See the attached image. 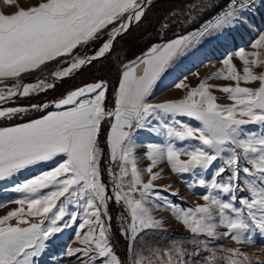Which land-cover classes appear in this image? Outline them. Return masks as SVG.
I'll return each instance as SVG.
<instances>
[{"label":"snow or ice","instance_id":"1","mask_svg":"<svg viewBox=\"0 0 264 264\" xmlns=\"http://www.w3.org/2000/svg\"><path fill=\"white\" fill-rule=\"evenodd\" d=\"M3 2L10 5L15 0ZM152 2L40 0L14 14H0V122H9L0 123V181L61 158L54 168L13 186L12 191L22 195L8 201L20 207L0 218V264H36L47 242L77 220L76 239L81 247L68 249L66 254L79 264H252L245 250L212 242L228 239L252 246L256 233L264 236V132L257 135L244 127L253 124L264 129V71L252 70L264 66V33L251 44L254 51L234 52L244 65L242 74L234 67L232 55L223 59L224 70L215 74L236 82L235 87L219 88L233 102L231 105L216 103L207 77L195 88L184 83L187 77L175 82V89L188 88L181 99L152 103L150 98L163 74L194 42L251 26L246 14L264 6V0H259V5L257 0H227L225 7L205 21L196 34L152 44L136 61L123 66L112 89V107L106 106V81L85 84L51 102L4 107L13 98L45 93L57 82L106 57L118 37L142 22ZM219 3L220 0H192L179 11H170L168 17L173 21L181 17L180 23L191 24L204 12L219 7ZM171 26L166 17L160 28L166 32ZM96 42L100 46L87 54L86 49ZM53 65L50 77L24 82V74L43 72ZM240 82L258 83V87H241ZM29 112L43 115L11 123ZM178 117L192 118L201 126H191ZM150 118L158 123L149 130L157 134L163 130L168 142L146 145L143 155L150 164L141 170L136 166L134 150L140 145L134 133L144 129ZM105 122L110 124L106 146L113 184L111 196L102 182L104 150L99 137ZM181 156L187 159L181 160ZM165 159L171 171L181 176H196L197 171L206 175L215 162L223 160L210 178L200 175L189 185L206 190L201 196L204 204L184 208L166 197L161 200V191L179 195L171 191V186L163 190L154 187L160 174L153 168ZM242 159L250 167L242 166ZM114 164L120 169L118 173L112 172ZM145 172L149 174L147 182L142 178ZM225 173L227 178L220 179ZM129 174L131 180L125 184ZM244 192L249 195L238 199L237 193ZM109 201L121 208V225L116 232L126 241L127 261L118 256L112 244L115 233L108 213ZM237 201L240 207L235 206ZM154 210L170 211L192 237L183 242L202 244L204 248H194L186 260L187 250L181 247V241L173 239L171 250L153 247L148 232L155 233L157 244L168 236L165 222L153 217ZM29 218L39 219L33 222ZM220 228L224 231H218ZM216 248L224 255L217 257ZM143 250L151 255L145 257ZM204 251L212 254L202 256Z\"/></svg>","mask_w":264,"mask_h":264},{"label":"rangeland","instance_id":"2","mask_svg":"<svg viewBox=\"0 0 264 264\" xmlns=\"http://www.w3.org/2000/svg\"><path fill=\"white\" fill-rule=\"evenodd\" d=\"M39 2L40 0H15L13 4L9 5L10 7L6 8L3 0H0V14H14L19 8H27L30 6H34ZM257 4L259 5V0H257ZM246 15L248 17V21L251 26L245 25L244 27H241L235 31H230L223 37L208 36L199 39L198 42H194L192 47L188 50V52L178 61H176L174 66L170 67L163 74L161 79L158 81V86H159L158 91L160 90L165 91L168 87L172 86L182 77H187V79L184 80V83L188 85L189 88H195L198 87V85L201 82H204L205 78L207 77L208 79L206 83L210 87L211 94L217 97L216 103L221 106L231 105L233 102L227 98V94L219 91V88L225 86L235 87L237 86L236 82L231 80H224L222 78L217 77L215 74L219 71L224 70V65L222 64V61L223 59L227 58L229 55H232V63L236 68V70L240 74H242L244 65L237 57L234 56V52L238 49H243L246 52L254 51V49L251 48V44L258 39L260 34L264 33V6H258L255 10L247 13ZM201 26L202 25H200L198 29H201ZM196 30L191 31V33L188 32L185 35L196 34ZM99 44L100 42H96L94 46L87 48L86 53L91 54L94 51V49L98 47ZM90 51L92 52L89 53ZM84 54L85 51H82L81 55ZM54 70H55V66L53 65L51 67H48L43 72L39 71L38 73L35 74L30 73L29 78L24 77L25 76L24 74L23 80L25 82L26 80L36 78L39 76V74L42 73L51 74V72ZM252 70L259 73L261 71H264V66L254 67ZM79 81L80 80H78V83L77 82L76 83L81 84V82ZM239 86L255 88L258 87V83L246 84L244 82H240ZM187 91L188 88L185 89L172 88L164 96L158 98L159 100L158 103L181 99L186 95ZM16 99H21V98L19 97ZM14 100L15 99H13L12 102L15 103L12 105L20 106L21 102H19V100L17 101ZM12 102H10L9 104H11ZM9 104L8 103L5 104L4 107H10ZM178 119L194 127L201 126L198 121H195L194 119L189 117H178ZM157 123H158L157 121L152 120L150 118L149 124L144 129L137 130L134 133L135 141L137 139L138 143H142L145 141L151 142L153 144L156 143L157 135L152 131H150L149 129L152 126H155ZM244 127L247 131L256 132L257 135H259L261 132H264V129L260 128V126L258 125L249 124ZM142 133L148 134L149 136L146 135L144 137ZM158 142H159L158 145H165L168 142V138L166 137V135L163 134V130H161L160 134H158ZM175 143L177 144L178 147L183 146L181 142H175ZM184 143L191 144L198 142H184ZM134 151L136 156V166L137 168L143 170L146 166L150 164L146 156L143 155L145 153V150L136 147ZM224 155L227 156L228 154L225 153ZM180 158L181 160L187 159L186 156H181ZM60 159L61 158H57L47 163H40L38 165L31 166L28 169L22 170L20 173H18L11 179L0 181V205H3L2 207H0V218L6 215L9 211H14L18 207H20L14 202L11 203L8 202V201H13L14 199L22 195L12 191L14 185L19 184L35 176H38L43 172L54 168L55 166L58 165ZM107 165L108 162L106 161V159L105 160L103 159L101 163L102 182L107 186V195L111 196L112 195L111 187H113V185L111 183V177L108 172L109 165L108 166ZM222 165H223V160L221 159L215 162V164L212 166V168L209 170V172L206 175L197 171L196 176H194L191 173H186L181 176L174 174L171 171V168L168 165L167 161L163 160L153 168L154 173L160 174V178L154 182V187L157 190H163L166 187L171 186V191L179 192V195L171 196L169 193L161 191V200H163V198L166 197L168 200L174 202L177 206H181L184 208H195L197 205L204 204V201L201 199V196L205 193L206 190L199 186L190 188L189 185L194 183V180L196 179L197 176L205 175L206 179L210 178L211 175L214 173L215 169ZM241 165L250 167V165L246 164V162L243 159L241 160ZM227 176L228 173H225L224 177L220 179H226ZM148 179H146L144 182H147ZM128 182H129V178H128ZM42 191L47 192L48 190H42ZM241 195L248 196L249 193L247 192L237 193L238 199ZM156 202L160 203L161 201H156ZM235 206L240 207L238 201ZM116 207H118L117 204L113 203L112 201H109L108 213L112 217L111 227L113 232L115 233L112 239V244L114 246L115 252L121 255L120 256L121 259L127 261L126 241L119 236L118 232H116V230L121 225L118 215L119 211L116 212V214L113 213L114 209L116 210ZM149 207H153V205H149ZM118 209L120 208L118 207ZM25 211H26V207H25ZM152 215L155 219H160L165 222L164 228L167 230V234H168L165 240H162L157 244L153 239L155 237V233L148 232L147 238L153 247H159L161 249L171 250L173 248V244L171 243L173 239L181 241L182 242L181 247L187 250L185 252L186 260L189 259L192 250L194 248H199V249L204 248V245L202 244L193 245L191 243L183 242L188 239H191L192 237L190 236L189 232L184 229L183 225L173 218L170 211L154 210ZM29 219L32 220L33 222H36V220L39 218H29ZM67 219L68 218L65 217V221H67ZM11 222L14 223L13 221ZM105 222L107 223V218H105ZM79 223L80 221L77 220L75 224H69V226L64 228L61 233H58L54 239L48 241L45 251L39 258H37L36 264H79V262L76 260L75 257H68L66 254L68 249H75L81 247V245L77 242L76 239V231ZM21 226L27 227L28 225H21ZM218 231L223 232L224 229L220 228L218 229ZM212 243L214 245H223L225 248L229 246L241 248L246 251L250 259L252 260V264H256L257 261H259L260 264H264V236L260 235L259 233L255 234L254 244L252 246H249L247 244H234L231 240L228 239H220ZM142 254L145 257L151 255V253H149L146 250H143ZM211 254L212 252L210 251H204L202 252L201 255L206 256ZM214 254L217 257L224 255L223 251L219 248L215 249ZM165 259L167 258L165 257Z\"/></svg>","mask_w":264,"mask_h":264},{"label":"trees","instance_id":"3","mask_svg":"<svg viewBox=\"0 0 264 264\" xmlns=\"http://www.w3.org/2000/svg\"><path fill=\"white\" fill-rule=\"evenodd\" d=\"M192 2V0H153L151 7L147 10L146 16L143 18L139 25L135 24L130 28V30L117 39L108 57L100 59V61L94 62L91 65L86 66L77 76H75L70 81H63L56 83L55 87L48 90L45 93H40L39 95H34L30 98L15 99L19 100L20 105H30L32 103L41 102H51L53 100L61 98L68 92L81 87L85 84L106 81L108 84L107 92V107H110L112 100V89L115 87L117 77L121 71L124 64L136 60L144 51H146L154 43H163L172 38H177L187 34L188 32L198 29L200 25H203L205 21L212 18L216 13L224 7L227 0H220L219 7L212 9L211 11H206L199 18L191 24L180 23L181 17L173 18L168 17L170 11H179L185 4ZM168 18L172 22V26L166 31H162L160 25L164 22V18ZM90 51L89 53H91ZM34 72L35 73H38ZM29 74H25L24 77L29 78ZM78 80L81 84H77ZM77 82V83H76ZM15 102H12L10 107H12ZM8 106V105H7ZM53 110V109H49ZM43 113L39 112H29L26 117L18 118L11 121L12 124L23 122V120L38 118ZM0 123L8 124V121H2ZM109 123L105 122L103 124L102 134L99 137V143L101 148L104 150L105 155V136ZM104 159V158H103ZM102 159V161H103ZM120 212V209L116 207L113 213ZM124 247V244H123ZM117 253V252H116ZM120 257L121 255L117 253ZM121 258V257H120Z\"/></svg>","mask_w":264,"mask_h":264},{"label":"crops","instance_id":"4","mask_svg":"<svg viewBox=\"0 0 264 264\" xmlns=\"http://www.w3.org/2000/svg\"><path fill=\"white\" fill-rule=\"evenodd\" d=\"M183 36V35H182ZM179 37H181V36H178L177 38H179ZM172 39H176L175 37L174 38H172ZM171 40V39H170ZM168 41V40H167ZM145 52V51H144ZM142 55V54H141ZM140 55V56H141ZM139 56V57H140ZM139 57H137L136 58V60L139 58ZM136 60H133V61H136ZM133 61H130V62H128V63H126V64H129V63H131V62H133ZM126 64H124V65H126ZM123 65V66H124ZM122 69H123V67H122ZM121 69V70H122ZM120 73V72H119ZM117 80H118V77H117ZM117 80H116V83H117ZM115 86H116V84H115ZM158 83H157V85L155 86V88H154V94H153V97H151L150 98V100H151V102L152 103H158V98H160L161 96H164L169 90H171L173 87L172 86H170V87H168L165 91H163V90H160V91H158ZM112 97H113V93H112ZM110 107H112V100H111V103H110ZM54 110V109H53ZM109 129H110V124H109V126H108V128H107V130L109 131ZM108 131H106V136H107V133H108ZM143 134V133H142ZM157 136H156V143H154V144H158L159 142H158V134L157 133H155ZM144 135V137L147 135V136H149L148 134H143ZM106 136H105V142H104V146H105V155L103 156V158H104V160L106 159V161L108 162V158H107V155H108V150H107V146H106ZM136 141H137V139H136ZM138 145H140V146H138L137 148H142V149H144L145 150V152L147 151V148H146V145L147 144H149V143H151V142H142V143H138V141L136 142ZM144 143V144H143ZM166 160V159H165ZM108 166V165H107ZM106 166V167H107ZM148 177H149V174H147L146 172L143 174V180L145 181L146 179H148ZM128 178H129V182H130V180H131V176H130V174H129V176H128Z\"/></svg>","mask_w":264,"mask_h":264},{"label":"water","instance_id":"5","mask_svg":"<svg viewBox=\"0 0 264 264\" xmlns=\"http://www.w3.org/2000/svg\"><path fill=\"white\" fill-rule=\"evenodd\" d=\"M135 24H133L132 26H134ZM122 36V35H121ZM121 36L120 37H118L119 39L121 38ZM100 46V44L98 45V47ZM98 47H96V48H98ZM109 55V54H108ZM108 55H106V57H108ZM102 58H104V57H102ZM102 58H99L98 60H96V61H94V62H97V61H100V59H102ZM93 62V63H94ZM92 63V64H93ZM86 67V66H85ZM85 67H83L81 70H78L77 72H75L70 78H65L64 80H62V81H65V82H67L68 80H70V79H72V78H74L75 76H77V74H79ZM42 76H48V77H50L51 76V74L50 73H42V74H39V76L38 77H42ZM37 79V77L36 78H32V79H30V80H26L25 81V83H31V82H35V80ZM9 83H11V81H8ZM61 82V81H60ZM58 83V82H57ZM16 98H19V97H16ZM16 98H13V99H16ZM10 103V102H9ZM38 221V219L36 220V222ZM13 222L15 223V221L13 220Z\"/></svg>","mask_w":264,"mask_h":264},{"label":"built area","instance_id":"6","mask_svg":"<svg viewBox=\"0 0 264 264\" xmlns=\"http://www.w3.org/2000/svg\"><path fill=\"white\" fill-rule=\"evenodd\" d=\"M120 171V169H119V167L117 166V165H112V172H114V173H118ZM124 183L125 184H127V183H129L128 182V178L126 177L125 178V180H124ZM113 185V184H112ZM112 189H113V187H111V192H112ZM113 194V193H112ZM119 207V206H118ZM120 208V207H119ZM120 214H121V208H120V212H119V217H120ZM120 220V219H119Z\"/></svg>","mask_w":264,"mask_h":264},{"label":"bare ground","instance_id":"7","mask_svg":"<svg viewBox=\"0 0 264 264\" xmlns=\"http://www.w3.org/2000/svg\"><path fill=\"white\" fill-rule=\"evenodd\" d=\"M2 5V4H1ZM5 7L7 8V7H10L9 5H5Z\"/></svg>","mask_w":264,"mask_h":264}]
</instances>
